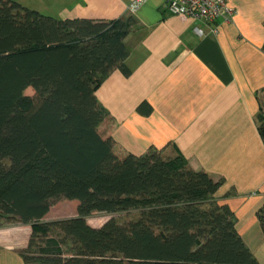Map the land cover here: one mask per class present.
Instances as JSON below:
<instances>
[{"label":"trees","instance_id":"obj_1","mask_svg":"<svg viewBox=\"0 0 264 264\" xmlns=\"http://www.w3.org/2000/svg\"><path fill=\"white\" fill-rule=\"evenodd\" d=\"M127 31L0 0V220L30 225L25 264H257L217 202L220 180L179 154L122 151L108 133L95 92L125 71ZM256 121L264 140V112ZM61 199L75 215L43 220Z\"/></svg>","mask_w":264,"mask_h":264},{"label":"crops","instance_id":"obj_2","mask_svg":"<svg viewBox=\"0 0 264 264\" xmlns=\"http://www.w3.org/2000/svg\"><path fill=\"white\" fill-rule=\"evenodd\" d=\"M225 1L233 14L215 22L170 14L168 0L27 6L62 20L127 23L126 69L113 70L95 92L112 119L108 133L122 151L179 154L220 180L217 202L231 210L244 245L264 264V140L256 121L264 92V0ZM30 232L28 224L0 220V264H25L20 253Z\"/></svg>","mask_w":264,"mask_h":264},{"label":"built area","instance_id":"obj_3","mask_svg":"<svg viewBox=\"0 0 264 264\" xmlns=\"http://www.w3.org/2000/svg\"><path fill=\"white\" fill-rule=\"evenodd\" d=\"M167 10L170 14L184 15L202 22L228 20L233 14V9L225 0H168ZM195 30L201 32L198 28Z\"/></svg>","mask_w":264,"mask_h":264},{"label":"rangeland","instance_id":"obj_4","mask_svg":"<svg viewBox=\"0 0 264 264\" xmlns=\"http://www.w3.org/2000/svg\"><path fill=\"white\" fill-rule=\"evenodd\" d=\"M19 3L27 6L29 3V0H16ZM33 1L36 0H30L31 5L33 4ZM29 7V6H27ZM259 99H260V105L262 106V109L259 110V113L264 112V92H261L259 94ZM258 120V119H257ZM259 121V120H258ZM260 122V121H259ZM162 156L165 158L167 157H175V155L172 153L170 156L166 151L163 152L162 149H159ZM75 208H76V202L75 201H69L65 199H61L58 201L52 208L51 211L48 213V215L45 216L43 220L45 221H50L54 219H59V218H65V217H70L75 215ZM138 216V213L134 210L128 211V212H115L112 214H106V213H93L90 217H88V222L89 224L93 226H98L101 225L105 220L109 218H114L116 222L118 223H123L129 219L136 218ZM31 253L35 254L37 253V249L32 248Z\"/></svg>","mask_w":264,"mask_h":264}]
</instances>
